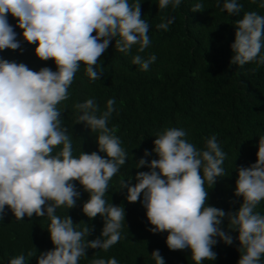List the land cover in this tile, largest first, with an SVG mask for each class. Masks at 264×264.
<instances>
[{
  "label": "clouds",
  "instance_id": "obj_1",
  "mask_svg": "<svg viewBox=\"0 0 264 264\" xmlns=\"http://www.w3.org/2000/svg\"><path fill=\"white\" fill-rule=\"evenodd\" d=\"M182 0H158L160 10H175ZM219 6V5H218ZM237 0H224L221 11L236 16L241 12ZM260 7L264 8V3ZM204 10L195 3L192 12ZM9 16L16 19L15 26ZM175 17L162 18L157 30L168 31ZM22 30L23 41L36 45L35 56L54 61L56 70L38 71L24 63L0 57V220L11 211L16 220L44 217L50 220L47 232L54 246L41 252L37 264H79L88 249L108 252L121 239L125 209L105 199L110 181L126 164L128 153L121 146L118 128L109 127L117 111L115 98L106 101L101 111L95 98L73 104L77 124L96 134L97 151H81L73 156V141L64 126L62 102L69 99V88L84 67L91 82L101 79L104 68L100 58L114 40V48L125 56L136 47L132 65L148 71L157 57L140 55L151 45L149 23L142 18L140 0H0V52L22 51L15 28ZM234 42L230 45V64L264 65V15L245 12L236 22ZM95 33V34H93ZM184 128L166 127L135 163L136 183L120 181L129 203L140 202L153 234L167 233L171 251L190 250L194 264L214 261L213 247L223 241L232 245L230 232H237L240 257L237 264H262L264 257V214L256 211L264 201V135L259 136L256 160L248 167L239 166L235 181L236 197L242 203L235 211L207 204L205 184L212 188L224 177L227 153L217 136L205 138L198 149ZM57 149H59L57 151ZM104 153L105 155H100ZM155 154L157 158L149 160ZM88 193L82 212L93 220L100 216L103 227L99 237L87 239L94 230L85 224L79 228L71 216L61 218L57 209H72L81 192ZM227 219L225 231L221 225ZM155 264H165L160 251L151 252ZM33 253L28 252L27 257ZM24 254L8 264H27ZM90 264H119L115 257L93 258Z\"/></svg>",
  "mask_w": 264,
  "mask_h": 264
},
{
  "label": "trees",
  "instance_id": "obj_2",
  "mask_svg": "<svg viewBox=\"0 0 264 264\" xmlns=\"http://www.w3.org/2000/svg\"><path fill=\"white\" fill-rule=\"evenodd\" d=\"M140 2L142 18L150 26L148 35L151 39L150 47L140 55L147 58L154 53L157 57L149 70L144 72L139 66L132 65V56L137 54L135 46L131 54L125 56L115 50L113 40L100 58L104 68L101 79L91 82L82 66L69 88V99L59 106L64 126L72 136L73 156L78 157L81 151H97L98 145L96 134L84 124H77L78 113L73 104L94 97L103 111L106 101L115 98L117 111L112 114L109 127L117 126L121 146L128 153L126 164L112 178L105 195L108 203L125 209L122 239L108 252L88 249L79 264H90L93 258L111 257L119 264H155L150 254L157 249L165 264H194L190 250L167 248L166 232L153 234L148 231L151 225L147 222L145 209L140 202L126 200L127 191L120 190V181L132 178L134 185L136 173L149 170L147 167L137 169L135 163L145 150L153 148V140L163 128L186 129L187 139L198 149L204 147L205 138L216 135L227 153L223 164L225 176L218 178L212 188L205 184L209 195L207 204L225 212L235 211L242 203V198L234 195L236 169L255 163L259 136L264 135V65L249 63L241 67L230 64V45L234 42L236 22L245 12L264 15V8L260 7L264 0H237L242 7L236 16L221 11L224 0H182L175 10L171 6L160 10L158 0ZM198 2L203 3L204 10L192 12L191 8ZM173 16L175 21L168 31L156 29L162 18ZM9 23L15 26L17 21L9 16ZM15 31L21 40L22 51L5 50L0 52V57L24 63L34 71L45 66L56 70L54 61H41L35 56L36 45L23 41L21 29L17 27ZM261 54L264 55V49ZM155 158V154L148 157L149 160ZM76 186L81 192L77 205L69 210L59 208L56 214L61 218L71 216L79 228L87 224L94 229L87 239H95L100 236L103 220L100 216L89 220L83 214L82 206L89 196L78 182ZM256 211L264 214V201ZM49 224L47 216L34 215L18 221L11 211H7L0 220V264H8L11 258L20 254L26 256L27 264H37L39 254L54 247L47 232ZM221 227L230 231L227 219ZM230 234L234 238L233 244L218 242L213 247L217 258L203 264H237L240 253L235 237L238 233ZM28 252L33 256L27 257ZM261 262L264 264V257Z\"/></svg>",
  "mask_w": 264,
  "mask_h": 264
}]
</instances>
